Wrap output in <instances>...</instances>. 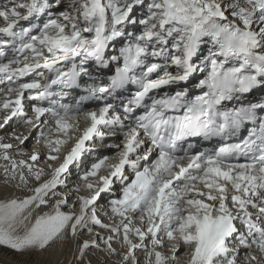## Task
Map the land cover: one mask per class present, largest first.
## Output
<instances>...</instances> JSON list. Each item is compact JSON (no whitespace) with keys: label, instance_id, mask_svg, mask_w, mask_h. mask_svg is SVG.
Masks as SVG:
<instances>
[{"label":"snow or ice","instance_id":"snow-or-ice-1","mask_svg":"<svg viewBox=\"0 0 264 264\" xmlns=\"http://www.w3.org/2000/svg\"><path fill=\"white\" fill-rule=\"evenodd\" d=\"M0 85V264H264V0H0Z\"/></svg>","mask_w":264,"mask_h":264},{"label":"bare ground","instance_id":"bare-ground-1","mask_svg":"<svg viewBox=\"0 0 264 264\" xmlns=\"http://www.w3.org/2000/svg\"><path fill=\"white\" fill-rule=\"evenodd\" d=\"M0 87H3V85H0ZM89 106H91V105H89ZM11 123H15V120H13ZM3 134H5V133H0V135H3ZM14 154V153H13ZM105 154H107V155H112V152H106ZM93 155H95V153L93 154ZM0 162H1V160H0ZM0 171H1V168H0ZM3 176V172L1 171V174H0V177H2ZM3 185H5V184H3ZM2 185V186H3ZM6 186V185H5ZM8 187V186H7ZM20 190H17V189H15L14 187H13V190L7 195V197L6 198H9V197H20V198H22L24 195H26L27 193L25 192V191H20ZM18 192L20 193V194H18ZM5 198V199H6ZM100 203L101 204H103L104 203V201L103 200H101L100 201ZM41 210V209H40ZM39 210V212L40 213H42V212H46V211H49V208H45L44 210H41L40 211ZM69 210V209H68ZM67 210V211H68ZM36 214H38L37 212H36V210H33V217H35V215ZM84 238H86V236L85 237H82L81 239H84ZM183 249V248H182ZM184 250V249H183ZM89 252H95V251H93V249H90L89 251H88V253ZM88 253H87V256H89L88 255ZM181 253V254H180ZM180 255H183L182 254V251H180ZM0 254H2V255H0V258H5V259H17V260H23V259H26L27 258V256H17V255H15L14 253H11V252H6L4 249H2V248H0ZM142 254V253H141ZM36 254H34V256H35ZM41 257H49L50 258V253H43V254H39ZM69 256H70V251H66V253H65V255L62 257V259H63V261H64V264H67V261H68V259H69Z\"/></svg>","mask_w":264,"mask_h":264},{"label":"rangeland","instance_id":"rangeland-1","mask_svg":"<svg viewBox=\"0 0 264 264\" xmlns=\"http://www.w3.org/2000/svg\"><path fill=\"white\" fill-rule=\"evenodd\" d=\"M12 125H15V123H11ZM12 130V127L11 126H9L8 127V129L6 130V131H11ZM6 162L5 161H3V160H1V162H0V165H3V164H5ZM1 171L3 172V170H2V168H1ZM1 171H0V174H1ZM3 184H5V182H4V176H2V177H0V201H3V200H5V198L7 197V195L13 190V186H11V185H3ZM3 185V186H2ZM8 186V187H7ZM20 192V191H19ZM18 192V194H20ZM19 197V196H18ZM104 201V200H103ZM46 207H41V210H44ZM40 210V211H41ZM64 211H67L68 210V208H64L63 209ZM93 251H95L94 249H93ZM180 251H182V254H183V252H184V250L181 248L180 249ZM181 254V253H180ZM88 258L89 259H91L92 260V264H96V261H97V259H99L100 257H101V254L100 253H98V252H89L88 253ZM137 256L138 257H140V259H141V264H143V255L140 253V252H137ZM111 259H113V260H115V259H117V257H111Z\"/></svg>","mask_w":264,"mask_h":264}]
</instances>
